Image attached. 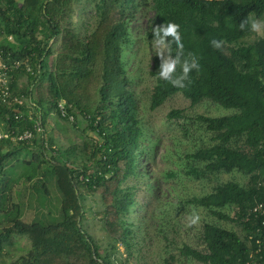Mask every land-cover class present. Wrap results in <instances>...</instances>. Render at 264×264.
Instances as JSON below:
<instances>
[{"label": "trees", "instance_id": "trees-1", "mask_svg": "<svg viewBox=\"0 0 264 264\" xmlns=\"http://www.w3.org/2000/svg\"><path fill=\"white\" fill-rule=\"evenodd\" d=\"M78 1L0 0V56L10 68L12 96L23 100L21 105L0 102V132L11 137L33 131L37 121L42 129L33 131L28 143L15 142L13 150H7L10 138L0 140V253L12 234L26 235L31 243L27 254L14 264H124L117 260L118 247L129 254L135 241L129 217L144 177L140 161L149 158L124 51L131 44L129 23L140 4L138 0H91L94 26L81 36L71 20ZM140 2L153 13L146 35L153 39L155 27L177 24L183 44L181 61L195 57L200 65L199 71L189 72L185 87L178 88L159 78L161 60L154 56L149 110L175 95L191 106L208 101L236 110L218 117H187L181 109L167 113L166 119L178 122L185 138L193 124L198 126L193 134L202 130L209 137L207 144L184 154L179 164L183 174L197 181L231 172L247 177L245 185L227 181L185 200L218 221L235 224L239 234L205 222L201 249L185 244L179 254L199 264H264V32L248 41L254 31L238 27L243 19L264 22V0ZM213 38L222 42L220 48L211 45ZM177 51L173 44L171 55ZM180 72L177 65L174 75ZM24 76L25 82L20 83ZM93 94L97 100L92 103ZM52 113L72 129L91 135L82 142L83 150L90 149L86 160L76 155L80 146L58 147L46 135V119ZM22 152L29 158L24 164L28 175L23 174L31 184V196L36 191L48 197V185L55 186L58 221L41 222L51 212L43 215L46 206L40 196L34 207L39 220L30 223L20 220L22 202L10 203L11 187L20 178L5 181L9 166L4 161ZM89 195L101 202L94 216L107 237V250L95 244L84 228V201Z\"/></svg>", "mask_w": 264, "mask_h": 264}, {"label": "rangeland", "instance_id": "rangeland-1", "mask_svg": "<svg viewBox=\"0 0 264 264\" xmlns=\"http://www.w3.org/2000/svg\"><path fill=\"white\" fill-rule=\"evenodd\" d=\"M138 1L140 6L135 9L134 16L129 23L131 44L124 51V65L126 74L132 83L131 89L136 99L138 116L145 127L144 140L147 144L146 151L149 159L144 161V157L140 161L139 168L144 177L137 185L136 205L129 217V222L132 223L135 231L134 244L129 254L122 246H119V252L116 256L117 260L123 261L124 264H199L182 257L179 250L185 244L201 249L200 234L203 223L216 224L225 229L234 230L238 234L239 228L235 224L216 220L202 208L186 205L185 200L194 196H203L217 184L227 181L245 185L247 177L238 172L220 173L212 176L210 181H197L185 176L182 172L183 167L179 165L180 162L184 161V154L193 152L202 144H207L209 137L202 130H197L193 134L195 127H198L193 124L188 127L189 137L185 138L179 123L175 120H167L166 115L171 110L181 109L184 110L187 117H195L196 115L218 117L230 116L236 110L225 109L208 101L191 106L190 102L181 95L171 97L154 111L149 110V96L155 83V78L151 75L153 57L158 55L157 49L152 46L153 39L146 35L153 13L142 5L140 2L142 0ZM71 20L81 36L90 32L94 26L92 1L79 0L74 6ZM258 22L261 24L260 29L254 31L253 36L248 41L263 34L264 22L261 20ZM22 81L25 82V76L19 79L20 83ZM96 100L97 96L93 94L92 103ZM45 131L46 135L51 136L58 147L68 148L73 144L80 146L76 154L79 156L78 159H87L90 149L83 150L82 142L89 141L91 135L86 131L72 129L70 124L60 121L54 113L46 119ZM12 143L13 146L16 145L14 141ZM24 157L25 153L23 152L17 156L18 159H29L28 156ZM9 161L10 159L4 161V165L9 164V168L5 172L6 177L8 178L9 174H13V176L12 180L5 179V181L13 182L18 178L13 173L14 164H10ZM42 167L44 168L45 165H41ZM22 169L27 174L25 166H22ZM171 173L172 175H170ZM17 181L12 185V189H22L21 184L23 183L25 187L21 193L11 194L13 190L11 191L10 203L22 202L21 211L25 212L20 219L21 221L30 223L39 220V216L34 211L35 200L39 196L41 201H45L46 208L41 211L43 215H46L47 210L51 212V216L41 219V222L48 224L60 219V217L58 218V210L54 211L58 200V193H56L54 185H48L50 193L48 197L42 193L38 195L36 191L31 196V184L29 183V187H27L26 182L20 179ZM29 202H31V207H29ZM84 203L87 209L84 228L95 244L99 245L102 250H107V237L101 230L102 225L99 218L94 216L96 212L101 210L100 199L96 195H89L85 198ZM194 217H198L195 222H193ZM1 220L2 215L0 214ZM30 247L31 243L26 235L12 234L4 244L2 251L4 255L0 253L2 258L0 264H12L19 257L25 256Z\"/></svg>", "mask_w": 264, "mask_h": 264}, {"label": "clouds", "instance_id": "clouds-1", "mask_svg": "<svg viewBox=\"0 0 264 264\" xmlns=\"http://www.w3.org/2000/svg\"><path fill=\"white\" fill-rule=\"evenodd\" d=\"M249 26L251 30L257 31L260 29L261 24L256 20L243 19L240 21L238 27L244 30ZM170 38V39H169ZM211 45L215 48L221 47V41L213 38L210 41ZM175 44L178 49L177 54L173 57L171 55V46ZM153 48L157 49V55L160 57L161 63L158 69L159 78L174 87H185V80H188V74L193 69L199 71L200 65L195 57L191 59L185 58L181 61L183 44L179 32V26L175 23L169 22L166 25L162 24L153 29ZM177 65L181 66L179 75L176 73ZM198 217L193 218V222Z\"/></svg>", "mask_w": 264, "mask_h": 264}, {"label": "built area", "instance_id": "built-area-1", "mask_svg": "<svg viewBox=\"0 0 264 264\" xmlns=\"http://www.w3.org/2000/svg\"><path fill=\"white\" fill-rule=\"evenodd\" d=\"M15 66L17 67L18 64H14V67ZM9 72H10V68H8L2 62V57L0 56V102L7 104V105L9 104L11 105L13 103L17 105H21L23 100L12 96V93L9 90V83L11 80V76H9L10 74ZM15 118L17 119L18 116H15ZM33 131H36V132L42 131L39 121L34 123ZM33 131L25 130L21 134L13 135L11 137L6 133L0 132V140L10 138L14 142H27L28 143L31 141L33 137ZM257 208L260 209V206H258ZM258 209H254V212H256ZM257 252H259V250H257Z\"/></svg>", "mask_w": 264, "mask_h": 264}, {"label": "crops", "instance_id": "crops-1", "mask_svg": "<svg viewBox=\"0 0 264 264\" xmlns=\"http://www.w3.org/2000/svg\"><path fill=\"white\" fill-rule=\"evenodd\" d=\"M7 150H13L14 148H16V145L15 146H13V143L12 144H9L8 146H7ZM10 159V164H14V166H15V168H14V170H13V173H14V175L17 177V178H20V180H22L23 182H26L25 181V178L27 177L26 175H24L23 174V169H22V166H24V164H26V162H27V160L28 159H21V158H9ZM9 165V164H8ZM7 165V166H8ZM10 176L8 177V179H12V175L11 174H9ZM11 177V178H10ZM19 180V179H18ZM16 182H18V181H16ZM27 183V182H26ZM21 187H22V189H23V187H25L24 186V183L23 184H21ZM27 187H29V183H27ZM12 188V187H11ZM14 188V187H13ZM31 188V187H30ZM22 189H20V190H16V189H12L13 190V193H11V194H14V193H21V191H22ZM11 190V191H12ZM18 202V201H17ZM16 201H14V203H17ZM19 203V202H18ZM24 207V206H23ZM28 207V206H27ZM24 212L25 211H22V216H23V214H24ZM0 229H1V227H0ZM2 255H4L3 253H1ZM2 258H1V256H0V262L2 261L1 260Z\"/></svg>", "mask_w": 264, "mask_h": 264}]
</instances>
